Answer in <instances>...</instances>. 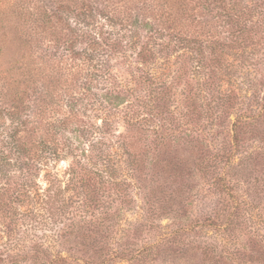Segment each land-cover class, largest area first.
I'll return each instance as SVG.
<instances>
[{
	"label": "rangeland",
	"instance_id": "rangeland-1",
	"mask_svg": "<svg viewBox=\"0 0 264 264\" xmlns=\"http://www.w3.org/2000/svg\"><path fill=\"white\" fill-rule=\"evenodd\" d=\"M163 1H90L99 23L106 16L114 19L103 23L105 31L121 32L120 24L140 26L138 37H144L140 43L105 36L103 40L97 36L90 41L76 39L66 30L54 37L47 33L37 42L41 27H33L30 21L13 24L19 28V40L6 26L0 57L4 64L19 62L24 55V61L40 72L45 67L46 74L60 73L70 63L71 52L96 49L94 63L99 59L128 88L147 72L155 83L169 78L172 85L169 97L153 102L151 115H145L150 124L131 135L136 169L125 166L123 157L109 160L119 168L124 197L115 199L116 190L92 185L109 180L102 173L91 176L94 182L88 186L65 190L44 206L4 197L0 264H48L57 256L68 258V264H264V0H185L182 33L198 40L191 46L199 50L169 37L177 31L163 18L158 20L159 15L169 11L174 17L182 10L165 5L161 9ZM239 2L257 5L244 17L235 6ZM72 7L78 11L80 5ZM242 23L253 26L252 39L242 36L235 44V32ZM154 31L162 32L167 42L172 40L170 49L167 57L158 55L144 66L137 54ZM89 73L62 80L54 88L46 81L43 91L63 106L67 98L84 92ZM94 78L95 85L103 86L99 77ZM138 86L139 91L144 87ZM207 88L232 91L240 99L217 101ZM123 97V102L132 100L129 95ZM241 103L249 104L254 117L245 121L236 148L231 142L232 125ZM28 104L29 111L36 113L37 106L32 101ZM100 118L91 123L99 124ZM30 120L38 127L30 141L35 145L41 140V118ZM116 120V132L127 136L124 123ZM217 152H226L228 159H215ZM70 163L71 158L50 161L33 178L40 197L52 196L48 190L58 178L64 187ZM46 171L50 176H44ZM218 178L222 187L216 184ZM38 195L31 192L34 200L40 199Z\"/></svg>",
	"mask_w": 264,
	"mask_h": 264
},
{
	"label": "trees",
	"instance_id": "trees-1",
	"mask_svg": "<svg viewBox=\"0 0 264 264\" xmlns=\"http://www.w3.org/2000/svg\"><path fill=\"white\" fill-rule=\"evenodd\" d=\"M90 1L0 0V57L2 56L1 44L3 45L6 39V26H9V30H12L17 36L19 28L13 24H25L28 21L35 28L41 27V36L35 38L37 42H42L47 33L54 37L62 30H66L76 39L81 38L88 41L95 36L101 40L107 38L112 41L129 38L130 41L137 43L144 39L143 36L138 37L137 32L140 26H134V24L126 25L127 28L120 24L121 32L105 31L103 23H111V20L114 19L106 16L103 18L102 24L99 23L93 14L94 9ZM184 1L164 0L160 7L161 9L164 8V5L167 8L175 7L178 11L184 9ZM78 4L80 7L77 11L72 6ZM254 5L256 6L257 2ZM235 6L239 8V12L244 17L248 16L245 12L249 14L255 8V6L253 8L252 5L247 6L241 2L236 3ZM183 11L182 14L177 12V16L174 17L168 11L160 14L158 20L163 18L164 24L168 23L166 25L172 31H177V33L169 35L176 43L179 42L181 46L188 49L199 50L191 46L199 44V41L189 39L187 34H183L185 32L182 28ZM99 24L101 25L99 26ZM252 29L253 26L242 23L235 32V42L232 41L239 44L242 36H245L247 40L252 39L250 36ZM160 33L162 32L150 33L147 37L148 42L141 45L137 55L142 65L153 63L158 55L168 56L172 40L167 42V38L162 37ZM18 39L21 40L20 35ZM136 42H132V44ZM96 57H98L96 49L91 52L87 50L73 51L70 63L62 67L65 72L58 73L59 70H55L48 74H46L45 67L40 72V69L29 66L24 61V55L23 60L20 58L19 62L4 64L0 61V100L2 103L0 106V208L6 207L3 200L5 196H10L19 203L47 205L52 202V198L62 196L65 190L74 191L80 186L83 188L88 186L94 180L90 179L91 176L97 177L101 173L106 174L109 180L93 181V186L95 185L98 190L104 189L105 186L109 190H116L115 199L125 196L122 192L123 188H121L124 183L118 181L117 178L119 168L114 164L110 165L109 160L113 156L123 157L122 163L125 166L130 167L131 170L136 169L137 152L131 135L143 131V124H150L151 120L150 118L147 120L146 116L151 115L153 102L159 103L169 97L172 79L165 78L159 81L155 79L157 81L155 83L151 73L147 72L144 79L139 76L133 80L134 87L128 88L127 83L118 81L99 59L94 63ZM86 72H90V77L89 80H86L88 83L87 87L83 88L84 92L67 98L63 106L53 102V95L43 91L46 81L47 85L54 88L62 80L66 82L69 78L80 76ZM94 77H99L103 86L95 85L93 81L97 82V79ZM141 84L144 87L139 91L138 85ZM207 89L216 94L217 101L240 99L232 91L221 92L212 88ZM125 95L132 96V100L123 102ZM208 95L212 97L211 93ZM30 101L37 106V112L34 114L29 111L28 103ZM154 106L157 107V104ZM238 108V114L232 125L231 139L232 146L234 145L236 148L240 145L241 130L247 125L245 121H250L254 117L249 104L241 103ZM53 110L54 113L49 116L48 113ZM101 116L99 124L91 123L94 118ZM32 117L41 118V140L37 141L35 145L30 141L32 134L38 131V127L30 120ZM116 119L124 123L127 136H121L116 132ZM62 158H71V163L65 172L66 184L62 187V182L56 174L52 176L54 181L58 178L56 185L52 182L51 189L48 190V192H52V196L40 197L38 195L39 185L33 183V178H38L40 172L48 168L50 161L57 162ZM214 158L220 162L228 159L226 152H217ZM44 176H50V172L46 171ZM216 184L220 187L223 186L221 178L216 180ZM32 191H35L40 197L37 199L40 202L33 199ZM112 197L109 196L111 200H113ZM48 264H68V258L57 256L55 259H49Z\"/></svg>",
	"mask_w": 264,
	"mask_h": 264
}]
</instances>
